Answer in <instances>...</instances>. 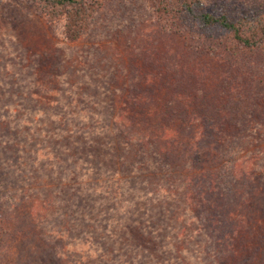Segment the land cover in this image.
<instances>
[{
  "label": "rangeland",
  "instance_id": "1",
  "mask_svg": "<svg viewBox=\"0 0 264 264\" xmlns=\"http://www.w3.org/2000/svg\"><path fill=\"white\" fill-rule=\"evenodd\" d=\"M153 1L104 0L71 41L63 21L49 19L33 1L0 0V181L40 189L39 179L48 182L55 171L53 149L63 146L55 136L74 126L82 141L96 123L125 119L137 122L128 133L140 137L172 129L144 145L130 140L119 165L130 177L112 188L102 175L93 191L83 176L99 165L105 173L110 147L103 140L94 162L79 164L80 179L67 176L49 205L32 207L30 192L0 202L8 223L0 264H264V95L249 117L241 112L250 95L264 94V47L239 52L255 59L250 71L233 69L204 48L193 28L165 27ZM209 2L216 11L225 3ZM238 70L244 91L234 88ZM230 107L248 118L245 124L226 116ZM198 117L227 125L218 133L205 123L198 132ZM166 141L175 142L173 152ZM201 166L207 175L199 180ZM186 176L193 178L194 203L202 188L213 187L214 207L188 212ZM135 222L145 226L143 241L124 228Z\"/></svg>",
  "mask_w": 264,
  "mask_h": 264
},
{
  "label": "trees",
  "instance_id": "2",
  "mask_svg": "<svg viewBox=\"0 0 264 264\" xmlns=\"http://www.w3.org/2000/svg\"><path fill=\"white\" fill-rule=\"evenodd\" d=\"M33 1L40 9L42 13H44L49 19L62 22L61 30L62 34L68 40H77L83 32L86 30L89 25V21L92 19L94 13L99 10V7L103 3L104 0H31ZM229 1V0H228ZM225 3H222L218 7V11H216L215 6L209 2V0H154L152 2L153 10L156 14H158V19L163 22L165 27L170 29H180L187 26L186 29L193 28L195 30V35L203 40L202 44L205 45L204 48H207L208 51L215 54V56L219 59L220 62H225L226 64H230V67L233 69H239L245 71H250V69L254 68L255 59L248 58L245 59L243 54L239 55V52H243L245 50H249L254 52L258 49L264 47V1L255 0L252 3H246L245 7L239 3L237 4H228L226 0ZM157 4V5H156ZM236 5V6H235ZM163 25V24H162ZM215 32V33H214ZM213 33V34H212ZM216 34V35H214ZM228 42V46L222 44L220 41ZM254 66V67H253ZM252 67V68H251ZM260 67V66H258ZM237 72L235 78V89L240 91H244L245 83L242 85L241 81V73ZM263 92H258L254 94V97L250 95L249 99V107H244L242 109L246 110V114L248 111H253L255 108H260L258 105L259 99L262 97ZM141 96V100H145L146 97ZM236 99V97H235ZM234 99V100H235ZM234 109V111H233ZM237 107H230L229 113L226 111V116H231V120L234 121V125H242L247 121V117H242L239 115V110ZM243 113V115H246ZM249 117V113L247 114ZM200 121H198V132L200 129L203 130L204 125L206 123L207 128H213L218 133H221L222 128L227 124L221 123L220 121H215L213 117L211 120L205 119L207 122H204V119L198 117ZM255 120V119H253ZM241 123V124H240ZM137 122H134L132 119L122 120L120 123L110 122L109 124H100L96 123V127L94 132H90L89 136L91 137L87 141H82L80 135H84L83 133L78 134L81 130H63L64 133H60L55 137L58 138L63 146H58L53 149V159H51V164L55 167V171L50 172L51 179H48V182L41 177L40 180V189L27 191V189L19 187L17 185L14 186V183L9 181L8 179H4L0 181V196H2V201L15 200L19 195H26L28 200L31 203V206L34 207L37 203L42 205L50 204V202L56 197V194H62L63 188L65 184L62 181H66L68 179L67 176L72 178H76L79 180L80 171H81V161L86 160L87 162H94L92 158L96 157L94 147H98L99 145H103V140H106V145H109V152L107 154L108 161L107 166L103 167V171H101L100 165L94 167L90 171H87L83 174L84 180L89 182L90 180L93 183L92 190L95 191L99 187L98 178L99 176L104 175L106 179L108 178L109 185H106L108 188H112L115 185H118L119 182L123 180H127L126 177H130L128 172L125 170L119 169V165L124 164L126 160L127 154L130 151V140H134L132 145H137L141 143L144 145L146 142H150V138L152 139H161L164 132L166 130H172L169 127H165L158 134H153L151 136L146 137L147 135L140 137L134 133H128V131L135 127ZM66 128L72 125H65ZM77 134V136H76ZM202 132L197 135L198 141L202 138ZM64 135V136H63ZM97 135L103 136L101 141L98 144ZM70 143L66 144V139ZM88 138V137H87ZM97 139V140H96ZM173 142H165V146L170 149L174 146ZM131 145V147H132ZM196 148L197 143L195 142ZM78 146V147H77ZM85 146V147H84ZM84 148V149H83ZM166 148V147H165ZM116 149H120V153L117 154ZM76 150L77 152L75 153ZM173 152V148L170 149ZM174 150L177 151V147H174ZM203 150H198V154H200ZM58 152V153H56ZM263 152V151H262ZM200 159V158H199ZM71 161L70 165H67ZM60 163L65 164L62 168H60ZM58 168L60 170H58ZM68 168V169H67ZM138 172V170H135ZM67 172V173H66ZM133 172V171H132ZM197 173L199 175V180L204 178L207 175V169L204 166H201L197 169ZM67 174V175H66ZM54 177L52 178V176ZM197 175V174H196ZM190 176H186L182 179V184L185 187L186 191L184 194V201L190 199L192 202L188 204L187 210L189 213H194L201 204L204 208L205 205L208 208L214 207L215 199L210 196V193L215 194L212 186L209 188H202L200 192L201 200L198 203H194L192 196L188 197V195H192V190L195 191L194 186L191 187L193 178ZM83 182V181H81ZM194 182V181H193ZM211 182V181H210ZM36 184H30L33 186ZM51 184V185H50ZM53 184H59V189L54 190ZM85 185L84 183H82ZM88 183H86L87 185ZM146 184V182L144 183ZM211 185V184H210ZM10 186H13L10 188ZM50 186V189L47 188ZM6 187V188H5ZM82 187V186H81ZM5 188V193L2 195L1 190ZM166 189V187H163ZM19 192V193H18ZM34 192V193H33ZM79 192V191H77ZM33 193V194H32ZM158 198L162 199V207H164L165 198L163 195H159ZM159 201V199H158ZM161 203H157L160 205ZM14 204V203H11ZM1 207V205H0ZM138 211L137 209L135 210ZM32 212V211H31ZM124 215H128L130 211L127 209L124 210ZM5 213L0 211V251L2 249L1 245L4 242L5 228L7 226V221L5 220ZM137 225L133 228L124 227L126 231L129 230L130 233L139 238V240H144L146 235L145 226L139 222H135ZM125 226V225H124ZM182 231H180L181 233ZM180 234H177L179 236Z\"/></svg>",
  "mask_w": 264,
  "mask_h": 264
}]
</instances>
